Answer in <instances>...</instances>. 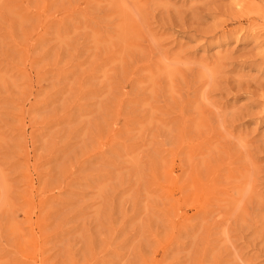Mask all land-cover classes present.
Returning <instances> with one entry per match:
<instances>
[{
	"label": "rangeland",
	"instance_id": "rangeland-1",
	"mask_svg": "<svg viewBox=\"0 0 264 264\" xmlns=\"http://www.w3.org/2000/svg\"><path fill=\"white\" fill-rule=\"evenodd\" d=\"M0 264H264V0H0Z\"/></svg>",
	"mask_w": 264,
	"mask_h": 264
}]
</instances>
